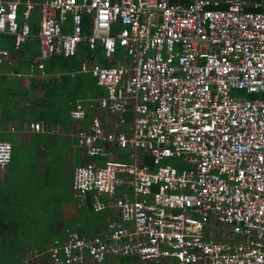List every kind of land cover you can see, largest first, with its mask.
I'll return each instance as SVG.
<instances>
[{"label":"built area","instance_id":"2783aa9c","mask_svg":"<svg viewBox=\"0 0 264 264\" xmlns=\"http://www.w3.org/2000/svg\"><path fill=\"white\" fill-rule=\"evenodd\" d=\"M3 35L15 50L37 39L40 78L50 56L87 46L79 71L103 89L69 112L68 136L92 158L71 190L115 215L91 236L63 228L29 259L264 264V0H0ZM20 59L0 44V63ZM11 157L0 140V167Z\"/></svg>","mask_w":264,"mask_h":264},{"label":"crops","instance_id":"0c3cea01","mask_svg":"<svg viewBox=\"0 0 264 264\" xmlns=\"http://www.w3.org/2000/svg\"><path fill=\"white\" fill-rule=\"evenodd\" d=\"M0 43L9 48L12 37H2ZM21 59L15 64L0 63V140L11 141L16 148L12 164L0 167V229L14 230L11 240L20 239L26 246L22 255L24 263L51 264L46 255L33 259L29 256L34 250L45 248L52 239L61 237L63 228L70 227L80 235L91 236L103 230L115 214L110 208L95 210L92 193L86 195L80 207L72 195L73 168L85 157L76 147L75 139L68 136L72 124L76 123L66 118L73 108H70L72 101L55 100L53 107L48 108L51 117H58L60 121L46 123L28 117L20 121L26 115L29 102L44 95L43 89L33 86L34 82L38 84V78L32 76L30 63ZM44 107L36 105L35 111ZM34 123L40 125L39 131L30 129ZM38 133L45 135V143L39 141ZM98 198L101 202L107 200L105 194ZM20 230L25 231L20 235Z\"/></svg>","mask_w":264,"mask_h":264},{"label":"trees","instance_id":"16d2710c","mask_svg":"<svg viewBox=\"0 0 264 264\" xmlns=\"http://www.w3.org/2000/svg\"><path fill=\"white\" fill-rule=\"evenodd\" d=\"M177 1V0H173ZM186 1V0H182ZM22 8L19 9L18 17L19 21L22 20L21 13ZM39 13L36 10L31 12L29 17V24L31 28V32L35 33L38 29L39 23ZM2 37H10L3 35ZM1 37V38H2ZM1 45H4L0 43ZM10 44V43H9ZM8 44V45H9ZM6 46V45H4ZM8 47V46H6ZM11 52L17 53L20 57H22L21 61L24 63H30L33 56L38 54L39 46L38 41L36 38L28 39L25 41L21 47L15 50L12 45L9 46ZM90 51L87 46L82 45L80 51L74 56H63V55H52L44 62V77L38 78L36 82L38 84L33 83L34 87H38L44 90V95L41 97L35 98V100L29 102L28 108L25 110V114L20 121L23 122L27 117L30 120H42L46 123H50L53 120H59L60 118H52L51 111L48 108L53 107L55 100H59L62 102H70L72 104L70 108L76 105L78 100H84L89 98V96L94 97L98 93H101L103 89L96 86L95 81L90 73L80 72V66L82 63V55L89 54ZM98 55L100 62L110 65L105 59L104 53H100L99 49L94 51ZM120 53V48L117 47V54ZM36 74L39 71L35 70ZM33 87V88H34ZM87 91H90L88 94ZM92 92V94H91ZM86 103V102H83ZM36 105L46 106L44 110L35 111ZM67 119L70 118L69 112L66 117ZM71 119V118H70ZM69 121V120H68ZM20 122V127L22 123ZM39 137L40 142H46L45 135L43 133L36 134ZM9 141V140H8ZM11 142V141H10ZM12 143V142H11ZM16 159V148L13 146L12 143V157L10 162L6 165L12 164V162ZM92 158L86 156L82 158L79 164H85L91 161ZM25 230H20V235ZM14 230L10 228H3L0 229V264H26L22 260V255H24V251L26 246L20 243V239H17L16 242L11 240L13 237ZM17 243V244H16ZM40 248L39 246H37ZM41 249V248H40ZM103 264H132L130 258L126 257H119V258H110Z\"/></svg>","mask_w":264,"mask_h":264},{"label":"rangeland","instance_id":"374dc122","mask_svg":"<svg viewBox=\"0 0 264 264\" xmlns=\"http://www.w3.org/2000/svg\"><path fill=\"white\" fill-rule=\"evenodd\" d=\"M120 159H122V160H126V156L125 155H121V158ZM172 162H174V161H172ZM75 165V164H74ZM80 215V214H79ZM131 260V259H130ZM132 264H136V263H132Z\"/></svg>","mask_w":264,"mask_h":264}]
</instances>
